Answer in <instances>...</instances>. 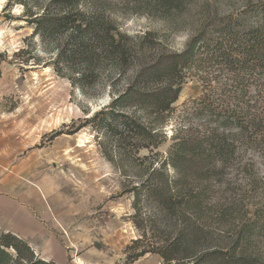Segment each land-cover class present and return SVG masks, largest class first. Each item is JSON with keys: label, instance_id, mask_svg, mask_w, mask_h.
Returning <instances> with one entry per match:
<instances>
[{"label": "trees", "instance_id": "obj_1", "mask_svg": "<svg viewBox=\"0 0 264 264\" xmlns=\"http://www.w3.org/2000/svg\"><path fill=\"white\" fill-rule=\"evenodd\" d=\"M116 1L49 0L30 24L60 76L84 94L108 88L110 102L82 127L96 132L118 170L141 174L123 193L133 196L142 237L166 234L134 260L153 253L163 264H264V0H128L191 28L180 52L152 34L122 33ZM192 80L201 95L183 105L162 154ZM0 264L57 263L0 231Z\"/></svg>", "mask_w": 264, "mask_h": 264}, {"label": "rangeland", "instance_id": "obj_2", "mask_svg": "<svg viewBox=\"0 0 264 264\" xmlns=\"http://www.w3.org/2000/svg\"><path fill=\"white\" fill-rule=\"evenodd\" d=\"M48 1L33 0L26 7L19 0H0V189L26 197L33 210L47 209L48 226L67 255L64 264H163L153 253L134 260L166 239L161 231L142 237L133 196L123 193L124 185L137 183L141 174L118 170L103 155L96 132L82 127L108 105V88L82 93L68 74L54 70L53 52L34 35L30 14L41 12ZM127 2L117 0L112 11L122 33L152 34L161 48L173 52L185 48L191 28L139 13ZM200 95L193 80L184 86L175 118L165 128L162 154L172 144L183 105ZM3 179L11 185H3ZM144 214L146 226L152 215Z\"/></svg>", "mask_w": 264, "mask_h": 264}, {"label": "crops", "instance_id": "obj_3", "mask_svg": "<svg viewBox=\"0 0 264 264\" xmlns=\"http://www.w3.org/2000/svg\"><path fill=\"white\" fill-rule=\"evenodd\" d=\"M1 183L11 185L4 179ZM30 203L26 197L14 196L0 189V231L10 232L27 241L41 259L64 264L67 255L53 229L48 226L49 212L44 206L33 210Z\"/></svg>", "mask_w": 264, "mask_h": 264}]
</instances>
